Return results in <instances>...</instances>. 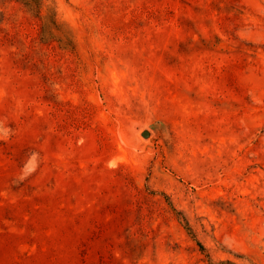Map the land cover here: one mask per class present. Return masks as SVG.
Instances as JSON below:
<instances>
[{
    "label": "rangeland",
    "instance_id": "374dc122",
    "mask_svg": "<svg viewBox=\"0 0 264 264\" xmlns=\"http://www.w3.org/2000/svg\"><path fill=\"white\" fill-rule=\"evenodd\" d=\"M0 264H264V0H0Z\"/></svg>",
    "mask_w": 264,
    "mask_h": 264
},
{
    "label": "trees",
    "instance_id": "16d2710c",
    "mask_svg": "<svg viewBox=\"0 0 264 264\" xmlns=\"http://www.w3.org/2000/svg\"><path fill=\"white\" fill-rule=\"evenodd\" d=\"M30 1H31V2H34L36 5H38V3H39L40 0H29V2H30Z\"/></svg>",
    "mask_w": 264,
    "mask_h": 264
},
{
    "label": "water",
    "instance_id": "95a60500",
    "mask_svg": "<svg viewBox=\"0 0 264 264\" xmlns=\"http://www.w3.org/2000/svg\"><path fill=\"white\" fill-rule=\"evenodd\" d=\"M146 133H147V131H146V130H143V131H142V134H143V135H145Z\"/></svg>",
    "mask_w": 264,
    "mask_h": 264
}]
</instances>
